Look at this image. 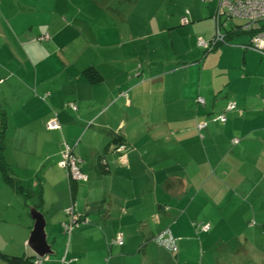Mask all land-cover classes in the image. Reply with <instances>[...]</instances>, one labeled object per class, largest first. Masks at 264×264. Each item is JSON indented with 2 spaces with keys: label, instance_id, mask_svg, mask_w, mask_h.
<instances>
[{
  "label": "crops",
  "instance_id": "obj_1",
  "mask_svg": "<svg viewBox=\"0 0 264 264\" xmlns=\"http://www.w3.org/2000/svg\"><path fill=\"white\" fill-rule=\"evenodd\" d=\"M102 1L0 0V264L37 258L31 205L53 251L38 264H264L253 218L232 223L234 200L264 222V74L249 72V33L205 51L215 2L118 1L113 24ZM64 142L84 179L58 165ZM69 207L86 221L66 232ZM164 228L173 255L153 251Z\"/></svg>",
  "mask_w": 264,
  "mask_h": 264
},
{
  "label": "built area",
  "instance_id": "obj_2",
  "mask_svg": "<svg viewBox=\"0 0 264 264\" xmlns=\"http://www.w3.org/2000/svg\"><path fill=\"white\" fill-rule=\"evenodd\" d=\"M206 1V0H203ZM224 16L223 25L231 17H238L244 20V24L240 26L241 31H246L249 33V42L245 45V48L254 50L261 55H264V0H217V7L213 15L214 19V35L210 40H205L201 37L198 38L197 43L199 46L205 49H212L218 43H225V35L222 30L220 17ZM182 22H186V18H182ZM47 38V35L41 37V39ZM123 95V94H122ZM199 104H204V99L202 97L197 98ZM262 104H264V99H262ZM72 108H76L74 104L70 103ZM234 102H229L226 106V111H229L235 107ZM212 121L224 122L226 120L225 113H221L211 119ZM206 122H200L197 127L202 129L205 126ZM47 129H58L59 123L54 114L46 122ZM237 139H234L236 142ZM77 159L72 153V148L67 144H64V149L61 151V159L58 162V165L66 170L67 175L70 179L79 180L84 179V175L80 172ZM67 213L70 215L69 222L64 224V229L66 232H70L72 228L80 225L81 222L86 220H79L78 216L74 213V207H69ZM209 229V224H200V230L206 231ZM153 241L155 244L166 248L167 250L176 252L177 242L176 237L173 236L169 228H164L159 231L154 237ZM114 243L122 245L123 237L120 234H117ZM73 259H68L66 262H70ZM40 258L37 257L33 260V264H38Z\"/></svg>",
  "mask_w": 264,
  "mask_h": 264
},
{
  "label": "rangeland",
  "instance_id": "obj_3",
  "mask_svg": "<svg viewBox=\"0 0 264 264\" xmlns=\"http://www.w3.org/2000/svg\"><path fill=\"white\" fill-rule=\"evenodd\" d=\"M118 1L119 2H122L123 3V0H103L102 1V3H101V7L103 8V11L107 14V15H109V17H111L112 19H113V24L114 23H117L116 22V20L118 19V17L119 16H117L116 15V13H115V15H114V13H112V10L111 9H113V8H115L116 7V5H117V3H118ZM188 1V0H187ZM191 1V0H190ZM202 3H212V2H215L216 4H217V0H206V1H203V0H200ZM205 5H207V4H205ZM217 7V6H216ZM187 15H188V9H185V16L187 17ZM109 17H107V18H109ZM224 18V16H222V19ZM234 19H236V18H234ZM107 21H108V19H106ZM212 20H213V24H214V19H213V16H212ZM230 22V21H229ZM182 24H183V22H181ZM215 26V25H214ZM213 35H214V33H213ZM213 37V36H212ZM202 38V37H201ZM211 39V38H210ZM206 40V39H205ZM248 42H249V40H248ZM254 55V59H255V65L253 66V68H250L249 69V72H253V71H259L261 74H264V65H261V66H259V67H257V64L259 63V60H261V59H264V56H262L260 53H258V52H256V54L254 53L253 54ZM257 58V59H256ZM251 70H253V71H251ZM251 90H255V91H259L260 90V88L258 87V86H253V87H251ZM230 101V100H229ZM262 101V100H261ZM202 105V104H201ZM212 121V120H211ZM240 194V193H239ZM243 200H244V198H243ZM242 201V200H241ZM233 204V207H232V210H233V212H234V216L232 217V223L234 224H232L234 227H236L238 224H235V222H236V220H243V222H244V224L247 226L248 225V223L246 224V222H248L250 219H252L251 221H253L254 220V223H250V226H247L248 227V232H250V234H251V231L252 230H254L255 231V229L257 228L258 230H259V232L261 231V233L262 234H264V222H262L261 221V218H258L257 216H255L254 214H253V211H251V209H248L245 205H243V204H241V203H239V202H237V201H235L234 200V202L232 203ZM258 208L259 207H254L253 208V210L255 211V212H257L258 211ZM244 212H245V214H244ZM255 218V219H254ZM234 221V222H233ZM250 221V222H251ZM254 228H253V227ZM256 227V228H255ZM68 235H70V233H68ZM67 235V236H68ZM65 239H66V237H65ZM258 242L260 243V244H262V245H264V238H260L259 240H258ZM154 248H153V251L155 252V248H161V249H166V248H164V247H162V246H158L157 244H155L154 243ZM152 251V253H153V255H154V252ZM165 251H167L168 252V254H174V253H172L171 251H169V250H165ZM155 256V255H154ZM5 261V260H4ZM2 263H4V264H6L7 262H2ZM9 263V262H8ZM7 263V264H8ZM167 263L169 264V259L167 260ZM153 264H164V263H162L161 261H157L156 262V260L153 262Z\"/></svg>",
  "mask_w": 264,
  "mask_h": 264
},
{
  "label": "water",
  "instance_id": "obj_4",
  "mask_svg": "<svg viewBox=\"0 0 264 264\" xmlns=\"http://www.w3.org/2000/svg\"><path fill=\"white\" fill-rule=\"evenodd\" d=\"M30 214L34 219V224L29 233L27 245L35 257L43 258L45 255L52 254L50 245L46 240L45 219L39 208L31 205Z\"/></svg>",
  "mask_w": 264,
  "mask_h": 264
},
{
  "label": "trees",
  "instance_id": "obj_5",
  "mask_svg": "<svg viewBox=\"0 0 264 264\" xmlns=\"http://www.w3.org/2000/svg\"><path fill=\"white\" fill-rule=\"evenodd\" d=\"M216 10V9H215ZM187 18V17H186ZM233 18H238V17H231L228 21H226V23L223 25L222 23L225 21L224 20V18L222 19V16L220 17V20H221V25H222V30H221V32H223V34L225 35V43H218V44H216L215 45V47L217 46V45H223V44H230V41L228 40V38H227V34L228 33H232V32H241V30H240V26H242V24H244V20L243 19H241L243 22L241 23V24H239V25H232V27L229 29L228 28V26H227V23L229 22V21H231ZM199 38V37H198ZM198 38H197V40H198ZM198 44V43H197ZM213 49V48H212ZM212 49H205L204 48V50L205 51H209V50H212ZM262 99H264V98H262ZM261 99V100H262ZM231 102V101H230ZM70 103H72V104H74L75 105V103L74 102H67L65 105H66V107H68V108H70V109H72L73 111H75L76 110V108L74 109V108H72L71 106H70ZM228 104V103H227ZM227 106V105H226ZM226 106H225V108H224V111H226ZM75 107H76V105H75ZM54 114H56V113H53V115L51 116V117H53L54 116ZM50 117V118H51ZM56 117H57V114H56ZM49 118V119H50ZM48 119V120H49ZM47 120V121H48ZM58 120V119H57ZM58 123H59V121H58ZM45 126H46V124H45ZM47 129V128H46ZM58 129H60V123H59V128ZM48 130H56V129H48ZM0 135H1V133H0ZM63 144H67L68 146H70V148H72V146L71 145H69L68 143H66V142H64ZM72 153H73V149H72ZM73 155H74V153H73ZM75 157V156H74ZM76 158V157H75ZM0 162H2V161H0ZM6 166V165H5ZM5 166H3V167H5ZM5 169V168H4ZM10 178V177H9ZM196 226H199V230H200V225H196ZM210 229V228H209ZM208 229V230H209ZM208 230H206L205 232H207ZM200 231H202V230H200ZM174 236V235H173ZM175 237V236H174ZM176 242H178V240H177V238H176ZM177 247H178V243H177ZM178 250V249H177ZM177 252V251H176ZM176 252H173L174 254L176 253ZM7 260H8V262L10 263V264H33L32 263V261H30L28 258H23V257H21V256H11V257H7Z\"/></svg>",
  "mask_w": 264,
  "mask_h": 264
}]
</instances>
